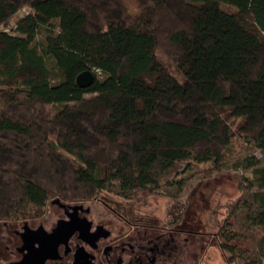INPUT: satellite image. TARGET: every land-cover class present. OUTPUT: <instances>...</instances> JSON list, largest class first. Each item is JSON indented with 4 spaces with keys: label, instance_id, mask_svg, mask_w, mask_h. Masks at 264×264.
<instances>
[{
    "label": "trees",
    "instance_id": "1",
    "mask_svg": "<svg viewBox=\"0 0 264 264\" xmlns=\"http://www.w3.org/2000/svg\"><path fill=\"white\" fill-rule=\"evenodd\" d=\"M234 139L264 152V0H0V222L53 199L134 215L103 193L153 192L179 163L218 167ZM245 180L214 232L226 264L239 206L264 227V167Z\"/></svg>",
    "mask_w": 264,
    "mask_h": 264
},
{
    "label": "flooded vegetation",
    "instance_id": "2",
    "mask_svg": "<svg viewBox=\"0 0 264 264\" xmlns=\"http://www.w3.org/2000/svg\"><path fill=\"white\" fill-rule=\"evenodd\" d=\"M133 217L99 199L51 200L38 217L0 222V264H184L179 224Z\"/></svg>",
    "mask_w": 264,
    "mask_h": 264
},
{
    "label": "rangeland",
    "instance_id": "3",
    "mask_svg": "<svg viewBox=\"0 0 264 264\" xmlns=\"http://www.w3.org/2000/svg\"><path fill=\"white\" fill-rule=\"evenodd\" d=\"M27 12L29 9L23 7L15 16ZM36 38L41 39V35L37 34ZM158 59L163 64L167 62L164 57ZM258 167H264V152L234 139L218 167L209 163H179L166 176L171 183L163 181L153 192H136L128 200L113 193L103 195L129 207L136 217H150L161 227L179 224L185 237L184 264H226L214 232L241 194L240 182L241 187L246 185L245 179H250L251 171ZM250 190L257 188L253 186ZM254 206L255 203L251 204L250 209ZM247 213L246 205L239 206L235 223L228 227L240 237L236 240L239 248L236 263L254 258L264 264V227L248 222Z\"/></svg>",
    "mask_w": 264,
    "mask_h": 264
},
{
    "label": "water",
    "instance_id": "4",
    "mask_svg": "<svg viewBox=\"0 0 264 264\" xmlns=\"http://www.w3.org/2000/svg\"><path fill=\"white\" fill-rule=\"evenodd\" d=\"M92 80H93V75L88 70H84L75 76V84L81 88L88 86L92 82Z\"/></svg>",
    "mask_w": 264,
    "mask_h": 264
}]
</instances>
